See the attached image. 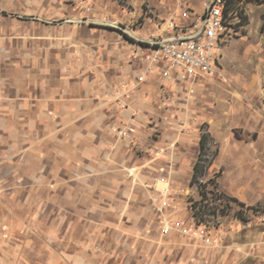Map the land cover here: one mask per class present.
<instances>
[{
    "label": "rangeland",
    "instance_id": "374dc122",
    "mask_svg": "<svg viewBox=\"0 0 264 264\" xmlns=\"http://www.w3.org/2000/svg\"><path fill=\"white\" fill-rule=\"evenodd\" d=\"M209 1L0 0V264H264V0L229 16L219 70L124 99L150 113L129 138L75 116L125 110L118 78ZM162 174L176 218L216 244L162 231Z\"/></svg>",
    "mask_w": 264,
    "mask_h": 264
},
{
    "label": "built area",
    "instance_id": "2783aa9c",
    "mask_svg": "<svg viewBox=\"0 0 264 264\" xmlns=\"http://www.w3.org/2000/svg\"><path fill=\"white\" fill-rule=\"evenodd\" d=\"M229 16L230 14H225L224 9H220V0H210L202 13L194 15L188 26L178 27L171 22L175 35L158 37L146 45L148 51L142 59L144 70L136 75L131 86H126L127 83L120 84L123 90L115 97L116 103L124 109L127 108L124 96L138 88L146 75L156 69H159L162 77L171 78L175 75L176 79L185 82L198 75L219 70L215 69V62H220L221 57V53L217 52V36H224L225 42L230 39ZM216 19H223V28H216ZM118 131L122 137L129 135L124 121H121ZM152 187L164 233L193 235L202 244L207 245L217 243V234L212 232L207 224L206 227H198L195 220L183 222L176 218L172 211L173 193L169 176L157 177Z\"/></svg>",
    "mask_w": 264,
    "mask_h": 264
},
{
    "label": "crops",
    "instance_id": "0c3cea01",
    "mask_svg": "<svg viewBox=\"0 0 264 264\" xmlns=\"http://www.w3.org/2000/svg\"><path fill=\"white\" fill-rule=\"evenodd\" d=\"M145 49H147V48H145ZM142 59H143L142 56H140L138 59L139 60V68L137 69L135 74L133 73V74L121 75L118 78V80H121V81L123 80L126 83H130L132 85L133 80L135 79L136 75L138 73H141L144 70V64L142 62ZM140 66H141V69H140ZM161 78H162V75H161L159 69H156L155 71H153L151 73H148L146 75L145 80L141 83V85L137 88V90H135V91L133 90L134 92H130L129 94H126L124 96V99L129 102V100L131 99L133 94H135L136 91L141 89V87L145 83H147L149 81L161 79ZM123 81L121 83H125ZM117 88H119V86H117ZM109 110H110V112L107 113L102 109L97 110L95 107H93V108L91 107L88 110L83 111L82 113H80V111H76L75 116L78 117V116L84 115V117L82 119L87 121L86 128L88 129V131L91 135H95L98 128H100L101 129L100 133L102 135L107 134L108 135L107 137H110V134L113 130V127L116 126L118 128V126H120V124H121V121L126 120L128 122V126H126V129L128 130L129 135L127 137H121V138L127 139L130 136H132V134L136 131V125L140 124L139 120L143 119L142 117H147L148 115H150V113L147 112V102L146 101H144L140 104H138V102H137L132 107L125 109L123 111H120V110H117L114 108L113 109L110 108ZM135 114H137V115H135ZM96 115H98L99 118H97ZM39 116H40V113H39ZM27 124H29V121H27ZM126 125H127V123H126ZM199 144H200V140H199ZM162 175H164V174H162Z\"/></svg>",
    "mask_w": 264,
    "mask_h": 264
},
{
    "label": "trees",
    "instance_id": "16d2710c",
    "mask_svg": "<svg viewBox=\"0 0 264 264\" xmlns=\"http://www.w3.org/2000/svg\"><path fill=\"white\" fill-rule=\"evenodd\" d=\"M243 2H262V0H226L225 3V14L229 15L232 17L233 15H238L241 18L245 17L243 15V7H242V3ZM208 132H204L202 133L201 137H200V152L198 154V158L196 160V162L193 165V169H194V175L191 179V183H194L197 181V178L204 175V165H203V155L205 154V151L208 149L207 147V137H208ZM211 164V163H210ZM202 196H205V191H201Z\"/></svg>",
    "mask_w": 264,
    "mask_h": 264
},
{
    "label": "bare ground",
    "instance_id": "6f19581e",
    "mask_svg": "<svg viewBox=\"0 0 264 264\" xmlns=\"http://www.w3.org/2000/svg\"><path fill=\"white\" fill-rule=\"evenodd\" d=\"M225 3H226V0H220V9L225 8ZM216 28H223V19H216ZM223 43H225V37L224 36H217V52L218 53H221L220 50H222L221 45ZM215 69H220V63L219 62H215Z\"/></svg>",
    "mask_w": 264,
    "mask_h": 264
}]
</instances>
